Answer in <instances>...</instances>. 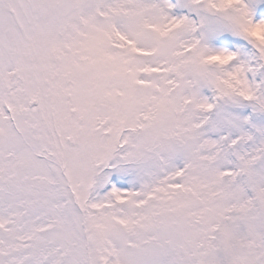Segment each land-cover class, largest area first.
<instances>
[{
    "label": "snow or ice",
    "instance_id": "obj_1",
    "mask_svg": "<svg viewBox=\"0 0 264 264\" xmlns=\"http://www.w3.org/2000/svg\"><path fill=\"white\" fill-rule=\"evenodd\" d=\"M0 264H264V0H0Z\"/></svg>",
    "mask_w": 264,
    "mask_h": 264
}]
</instances>
